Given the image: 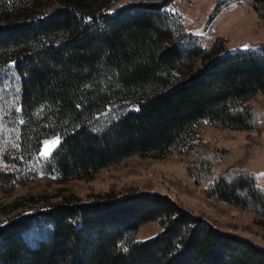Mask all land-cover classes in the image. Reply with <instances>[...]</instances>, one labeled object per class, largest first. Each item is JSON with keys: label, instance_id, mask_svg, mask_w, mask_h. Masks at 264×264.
<instances>
[{"label": "trees", "instance_id": "1", "mask_svg": "<svg viewBox=\"0 0 264 264\" xmlns=\"http://www.w3.org/2000/svg\"><path fill=\"white\" fill-rule=\"evenodd\" d=\"M0 0V264H264V247L150 191L12 195L39 176L87 178L133 156L180 153L203 193L264 225V192L206 124L260 134L264 44L227 49L185 32L174 0ZM264 17V0H251ZM60 143L41 158L42 141ZM250 145L255 139L248 137ZM8 196V197H7ZM156 224L153 237L137 240Z\"/></svg>", "mask_w": 264, "mask_h": 264}, {"label": "rangeland", "instance_id": "2", "mask_svg": "<svg viewBox=\"0 0 264 264\" xmlns=\"http://www.w3.org/2000/svg\"><path fill=\"white\" fill-rule=\"evenodd\" d=\"M160 1L162 0H117L108 12L112 13L129 3ZM168 9L180 16L185 32L201 37L205 47L210 44L213 35L221 36L227 49L231 51L249 50L264 44V17L252 9L251 0H174ZM250 103L264 115V94L256 96ZM199 135L209 143L211 150L227 148L229 151L226 160L214 168L213 178L227 167L244 161L246 168L256 173L258 184L264 192V128L260 134H256L219 130L204 124L199 129ZM250 136L255 139L253 145H250ZM56 138L49 137L42 141L41 158H46L41 155L45 150V142ZM189 174V164L180 153L164 159L133 156L87 178L61 180L57 177L39 176L31 183L17 185L11 196L45 189L68 190L81 196L105 194L112 190L155 192L170 197L182 209L203 217L221 231L239 235L264 247V225L254 212L207 197L203 189L210 180L197 185ZM159 231L156 224L146 225L139 229L136 239L151 238Z\"/></svg>", "mask_w": 264, "mask_h": 264}, {"label": "snow or ice", "instance_id": "3", "mask_svg": "<svg viewBox=\"0 0 264 264\" xmlns=\"http://www.w3.org/2000/svg\"><path fill=\"white\" fill-rule=\"evenodd\" d=\"M59 143L60 140L58 137L51 142H45V150L41 153V155L47 157L50 154L51 150L56 147Z\"/></svg>", "mask_w": 264, "mask_h": 264}]
</instances>
